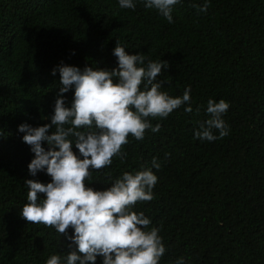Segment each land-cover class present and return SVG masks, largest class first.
<instances>
[{
    "label": "trees",
    "instance_id": "16d2710c",
    "mask_svg": "<svg viewBox=\"0 0 264 264\" xmlns=\"http://www.w3.org/2000/svg\"><path fill=\"white\" fill-rule=\"evenodd\" d=\"M133 2L134 9L118 0H0V264H46L54 254L66 264L75 248L71 228L66 237L20 215L24 182L51 178L29 173L34 153L18 126L50 124L60 87L53 68L111 70L116 41L144 55L145 65L167 61L160 90L175 98L190 88L191 99L166 118H149L160 130H146L143 140L129 136L126 157L91 170L86 186L103 191L124 172L152 170L154 198L132 211L150 219L146 231L159 229L166 249L159 264H264V0H207L204 12L193 5L205 0H180L172 23L143 0ZM73 94H63L65 107ZM209 99L229 104L222 116L228 135L194 139L210 118Z\"/></svg>",
    "mask_w": 264,
    "mask_h": 264
},
{
    "label": "clouds",
    "instance_id": "9594fccd",
    "mask_svg": "<svg viewBox=\"0 0 264 264\" xmlns=\"http://www.w3.org/2000/svg\"><path fill=\"white\" fill-rule=\"evenodd\" d=\"M118 2L121 8H135L133 0ZM179 2L143 0L145 8L156 9L169 23L173 22L172 6ZM193 7L204 12L208 2ZM112 54L117 66L111 70L86 66L81 71L67 65L53 68V76L59 72L60 87L50 124L18 126V131L24 133L22 141L34 153L27 165L29 173L35 177L45 171L51 178L46 184L32 179L24 182L27 203L20 215L28 223L54 228L66 237L68 229L73 230L67 238L71 241L69 247L75 248L67 253L66 264H95L98 256L103 257V264H159L166 251L159 229L146 231L150 219L132 211L138 202L154 198L152 189L158 178L152 170L144 167L124 172L103 191L87 187L85 181L90 179L91 170L110 166L113 157H126L122 148L129 136L143 140L146 130L158 132L160 124L153 127L149 118H166L189 103L190 88L182 97L173 98L160 90L163 82L157 79L169 67L167 61L148 60L145 65L144 55L128 54L119 41ZM70 88L74 89L73 99L71 106L65 107L63 94ZM228 108L223 99H209L206 113L210 118L194 131V139L214 141L227 136L228 126L222 116ZM184 110L191 113L190 104ZM53 127L55 131L48 134ZM214 129L218 136L213 134ZM73 145L79 155L73 152ZM152 167L160 168L155 157ZM38 193L43 194L42 199ZM46 264H61L60 255L50 256ZM176 264L185 261L179 258Z\"/></svg>",
    "mask_w": 264,
    "mask_h": 264
}]
</instances>
